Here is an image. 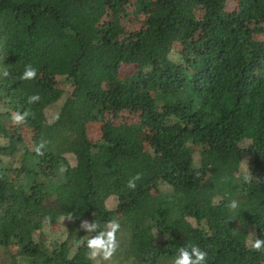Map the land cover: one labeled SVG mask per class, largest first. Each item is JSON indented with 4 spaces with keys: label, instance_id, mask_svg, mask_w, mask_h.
Masks as SVG:
<instances>
[{
    "label": "trees",
    "instance_id": "obj_1",
    "mask_svg": "<svg viewBox=\"0 0 264 264\" xmlns=\"http://www.w3.org/2000/svg\"><path fill=\"white\" fill-rule=\"evenodd\" d=\"M259 35L264 0H0L7 264H94L85 244L94 234L81 227L93 220L120 223L109 258L120 263L174 264L178 248L196 245L206 264H264V249L248 242L250 229L251 239L264 236ZM122 64L135 70L121 75ZM25 66L36 77L22 79ZM125 113L137 122L118 123ZM62 217L66 238L47 242L44 226Z\"/></svg>",
    "mask_w": 264,
    "mask_h": 264
},
{
    "label": "clouds",
    "instance_id": "obj_2",
    "mask_svg": "<svg viewBox=\"0 0 264 264\" xmlns=\"http://www.w3.org/2000/svg\"><path fill=\"white\" fill-rule=\"evenodd\" d=\"M7 75V73H5ZM36 69L31 66H25L22 74V79L30 80L36 77ZM39 100V96L33 95L29 97V102ZM15 121H21L24 119L23 115H13ZM139 175L133 176L127 182L129 189L136 187V181L139 179ZM246 181L248 176H244ZM232 209L238 207V202L232 200L229 204ZM81 227L86 233H93L85 241L86 248L88 249L89 259H94L97 256H102L105 260L110 258L118 247L117 233L121 227L120 223L116 220L108 221L103 228H100L94 220L92 222L82 221ZM251 248L254 250L264 249V236L256 237L251 240ZM207 252L201 250L196 245H190L188 247H180L177 249V255L174 257V264H206Z\"/></svg>",
    "mask_w": 264,
    "mask_h": 264
},
{
    "label": "rangeland",
    "instance_id": "obj_3",
    "mask_svg": "<svg viewBox=\"0 0 264 264\" xmlns=\"http://www.w3.org/2000/svg\"><path fill=\"white\" fill-rule=\"evenodd\" d=\"M129 24L132 28H134L137 23L136 22H129ZM259 37L261 39H264V35H259ZM119 70H120L121 75H125V74H129V73L133 72L135 70V66H134V64H122L120 66ZM58 88H60L64 91L69 90V86L65 85L63 83H59ZM61 103L62 102L59 101L55 106L46 109V116H47L48 120H52L56 116V114L59 111V107H60ZM0 109H1V106H0ZM137 120H138V115L125 113L124 115H121V117L117 119V122L118 123H122V122L134 123V122H137ZM100 128H101L100 123L91 124V126L89 128L90 139L96 140L99 138ZM24 132L30 135V130L26 127H24ZM147 147H148V145H147ZM67 159L71 165H74L76 163V159H75L74 155H72V154H67ZM198 159H199V155L197 154L196 159H195L196 164L198 163ZM250 168H251V158L246 155L244 157V160H243L242 165H241V175L246 176L249 173ZM106 205L110 209H115L118 206V197L117 196L109 197V199L106 202ZM67 222H68V219L65 217H62L60 222L54 226H49L48 224H46L43 228V236L42 237L47 242H54V241H59V240L65 239L67 236V226H66ZM191 222H192V220H191ZM252 233H253V230L250 229L249 239H248L249 244L251 243V240H252L251 239ZM36 238L37 239L39 238V234H36ZM0 264H7L5 252L1 247H0ZM94 264H125V263H120L117 260H112L109 258L107 260H105L102 256H97L96 258H94Z\"/></svg>",
    "mask_w": 264,
    "mask_h": 264
}]
</instances>
